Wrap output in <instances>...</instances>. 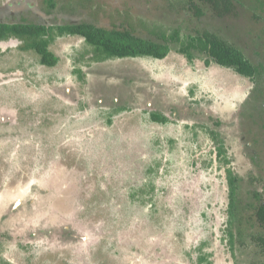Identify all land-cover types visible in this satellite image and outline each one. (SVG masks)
<instances>
[{
  "label": "rangeland",
  "instance_id": "rangeland-1",
  "mask_svg": "<svg viewBox=\"0 0 264 264\" xmlns=\"http://www.w3.org/2000/svg\"><path fill=\"white\" fill-rule=\"evenodd\" d=\"M29 1L27 17L26 0H0V12L11 22L87 21L151 38L189 16L164 10L169 0H56L51 12L47 0ZM258 21L241 12L224 35L264 67ZM194 22L212 29L214 20L208 12ZM49 42L55 66L22 49L24 40H0V264H264L252 240L264 228L246 223L242 241L229 224L227 176L229 167L240 177L244 211L255 201L251 176L264 177V119L253 126L242 111L264 88V70L256 88L232 68L189 60L180 45L164 59L90 61L82 36ZM153 111L169 120H152Z\"/></svg>",
  "mask_w": 264,
  "mask_h": 264
},
{
  "label": "trees",
  "instance_id": "trees-1",
  "mask_svg": "<svg viewBox=\"0 0 264 264\" xmlns=\"http://www.w3.org/2000/svg\"><path fill=\"white\" fill-rule=\"evenodd\" d=\"M47 3L49 12L57 6L56 0H47ZM177 7L189 10L187 22L184 23L185 25H181L178 22L172 23L167 28L162 25L158 26L154 32L157 38L137 35L133 30L127 28L116 26L108 28L87 21L54 25L0 22V40L12 37L24 40L21 48L24 50L33 48L40 56V63L45 66H55L59 62V57L49 49V41L54 40L56 36H82L86 43L91 46L92 55L90 61H105L128 57L164 59L170 50L173 49V45H180L177 52L182 53L189 60H193L196 55L202 56L207 64L215 62L223 67L232 68L238 74L248 77L255 83V87L260 83L258 80L262 79L263 65L257 63L235 40L228 39L224 32L230 26H228L227 20L231 19L232 16L237 17L241 12L247 13L248 11L253 13L254 20H259L260 24L263 21V27H259V31L262 32V38L264 39V15L261 16L259 14V11H264V0H169L164 10L169 8L176 10ZM208 12L212 14L214 20L212 29L195 24L194 19H201L208 15ZM164 13L166 12L164 11ZM215 22H217L216 25ZM182 33L183 36L181 37ZM89 51L86 50V53ZM75 71L81 73L82 79L85 80V75L84 73L82 74L81 68H76ZM253 91L255 93H249L248 96L250 97L245 101L243 114L254 126L258 119H264V105L257 101L258 94L261 93L262 96L264 88L260 90L254 89ZM151 119L162 123H166L169 120L165 114L158 111L151 113ZM211 135L213 139L220 142L216 150L217 156L224 164L228 163L227 148L224 140L218 137L215 131H212ZM227 172L230 185V215L232 217L229 224L232 226L234 222L237 223L238 238L244 240L246 223L251 224L254 222L253 225L256 224L264 228V177L251 176L252 182L256 186L253 191L255 201L248 203L247 206L245 205L244 207L246 208L243 211V206L241 208L240 204L237 203V188L240 177L234 174L229 167ZM251 209L253 210L251 217H245L244 215ZM229 234L233 245L235 234L232 229H229ZM252 240L259 248L258 254L262 256L264 234L261 232L256 233L252 236ZM206 260V256H200L198 263Z\"/></svg>",
  "mask_w": 264,
  "mask_h": 264
},
{
  "label": "flooded vegetation",
  "instance_id": "flooded-vegetation-1",
  "mask_svg": "<svg viewBox=\"0 0 264 264\" xmlns=\"http://www.w3.org/2000/svg\"><path fill=\"white\" fill-rule=\"evenodd\" d=\"M30 3V1L29 0H26V2L22 5V6H20V10L21 9H23L24 8V10H23V15L24 16H29V15H27V14H29L28 12H30V10H32L33 11V8H31L32 7V5H30L29 4ZM77 6V5H76ZM6 13H8V11H1L0 12V15L2 14V18L0 19V22H11L10 20H8L6 17H4L5 15H7ZM43 16H45V17H51V15H43ZM6 18V19H4V18ZM23 20H25V23H26V19H25V17H24V19ZM14 23H22V22H24V21H21V19H19V20H15V21H13ZM28 23H33V21H31V22H28ZM46 25H50V24H46ZM14 38V37H13ZM15 38H17V37H15ZM10 39V38H9ZM17 39H19V38H17ZM4 40V39H3ZM6 40V39H5ZM19 40H21V39H19ZM250 96H248L245 100H248V98H249ZM254 99V98H253ZM252 102H254V101H252ZM242 103H244V100L242 101ZM264 105V104H263ZM245 110V109H244ZM243 110V111H244ZM242 111V112H243ZM247 120H249V119H247ZM250 121V120H249ZM19 202V201H18Z\"/></svg>",
  "mask_w": 264,
  "mask_h": 264
}]
</instances>
